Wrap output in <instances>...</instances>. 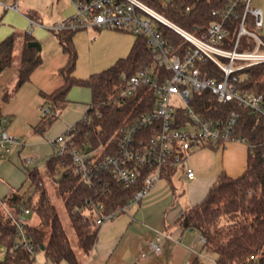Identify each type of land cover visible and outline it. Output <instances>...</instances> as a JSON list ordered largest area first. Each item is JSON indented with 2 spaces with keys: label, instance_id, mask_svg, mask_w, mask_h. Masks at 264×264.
<instances>
[{
  "label": "trees",
  "instance_id": "1",
  "mask_svg": "<svg viewBox=\"0 0 264 264\" xmlns=\"http://www.w3.org/2000/svg\"><path fill=\"white\" fill-rule=\"evenodd\" d=\"M144 1L178 25L201 34L212 21L222 20V14L215 16L213 11L226 9L232 0ZM187 5L191 7L189 11ZM236 11L224 21L229 30L228 47H232L236 39L244 12L243 2L238 3ZM246 18L247 26L254 29L253 15L248 12ZM79 29L82 28L53 30L68 55V61L60 69L63 83L52 92L40 91L45 100L43 107L48 109L46 112L42 109L41 118L33 130L44 133L58 119L71 101L69 92L74 86L90 89L91 100L84 115L63 132L74 146L62 154L56 150L46 161L47 173L57 182L59 196L81 249L89 253L100 228L94 204L104 203L106 213L122 212L142 183L125 187L110 174H103L90 185L75 170L73 151L98 149L103 157L118 150L119 128L152 109L156 98L148 87L124 97L121 88L132 74L154 63L155 53L148 44L147 35L136 34L128 55L119 57L110 67L89 77H78L74 74L78 56L74 36ZM160 29L167 42L180 52L189 44L172 28L161 24ZM32 41H37L35 36L24 31L11 34L0 43V76L13 67L15 49L20 46L17 86L29 81L31 73L42 63L41 50L30 45ZM198 65L209 76L223 77V71L211 61L199 59ZM238 75L241 90L264 93V63L249 66ZM8 97L5 92L3 100ZM192 105L206 117L226 118L237 112L236 133L248 144L249 152L245 170L237 176L222 171L205 197L182 213L178 224L200 232L205 239L204 248L215 255L216 264H264V117L236 100L219 102L210 89L195 95ZM174 172L169 170L166 179H171ZM27 176L28 190L12 187L11 192L0 200V243L5 247L0 264H34L40 251L54 262L66 260L70 264H82L40 169L36 166L28 169ZM3 203L12 210L13 217L5 211ZM26 209L37 213L39 225L28 221ZM17 221L23 225L26 242L32 249L23 240Z\"/></svg>",
  "mask_w": 264,
  "mask_h": 264
},
{
  "label": "built area",
  "instance_id": "2",
  "mask_svg": "<svg viewBox=\"0 0 264 264\" xmlns=\"http://www.w3.org/2000/svg\"><path fill=\"white\" fill-rule=\"evenodd\" d=\"M171 1V0H167ZM76 14L59 19L53 30L66 28H111L145 34L148 44L155 53L152 65L132 74L121 88V96H129L142 87H148L156 96L153 108L142 112L119 128L118 150L100 157L101 151H73L75 170L92 185L103 174H110L125 187L142 183L129 204L142 202L166 179V173L174 170L194 178L195 170L187 165L190 152L200 147H220L230 141H244L236 133L239 114L233 112L226 118L206 117L197 112L192 103L194 96L210 89L219 102L236 100L264 117V93L241 90L238 72L252 65L264 63L263 12L253 7L252 0H232L226 9L214 10L222 14V20L212 21L202 32L189 31L178 25L144 0H74ZM244 3V12L232 47L227 46L229 30L224 21L236 14V6ZM191 7L186 6L189 11ZM254 17V29L247 24V13ZM155 22V24H153ZM166 25L181 34L189 43L182 52L170 45L162 34L160 25ZM249 37L248 39H245ZM252 46V47H251ZM244 47V48H243ZM199 59L215 63L223 77L209 76L198 65ZM47 111V107H42ZM8 117L0 118V157H6L13 147L21 144L19 136L7 129ZM57 151L64 153L74 146L61 134L55 140ZM31 163V158H24ZM1 200V198H0ZM5 211H12L3 203ZM101 225L116 213H106L104 203L94 204ZM127 207L123 208V211ZM28 214L30 211L26 209ZM19 231L26 242L27 236L21 222ZM204 243V237H201ZM153 250L160 254L161 246L153 241ZM145 256V254H143Z\"/></svg>",
  "mask_w": 264,
  "mask_h": 264
},
{
  "label": "crops",
  "instance_id": "3",
  "mask_svg": "<svg viewBox=\"0 0 264 264\" xmlns=\"http://www.w3.org/2000/svg\"><path fill=\"white\" fill-rule=\"evenodd\" d=\"M251 4L263 12L260 32L264 35V0H252ZM76 12L74 0H0V43L18 31L30 32L40 43L43 58L31 73L30 80L21 86H17V79L7 88L8 73L0 76V114L8 117L7 129L21 140V144L15 145L10 154L0 157V170L14 150L18 155L22 154L27 145L26 138L32 139V132L35 133L33 127L39 122L45 103L40 91L52 92L63 83L60 69L67 63L68 55L53 33L52 26L59 19ZM93 28L101 30L100 27ZM80 88L74 86L70 90V102L87 98L89 104L90 89L86 87L89 90L86 95L83 94L85 90L81 92ZM5 92L9 95L7 100H3ZM81 118L69 120L68 127ZM248 152L249 146L245 141H230L224 146L191 151L187 165L195 170L196 175L189 178L181 171L186 189L179 191L181 188L173 183L172 178L177 172L171 179L161 180L142 202L128 205L124 211L100 225L97 241L89 253L74 248L81 263L204 264L201 258L205 248L200 232L182 227L178 219L185 210L205 197L222 171L232 176L241 174L247 165ZM14 186L0 181V198L9 194ZM153 241L161 246L160 254L151 247ZM34 264L70 263L66 260L54 262L45 256Z\"/></svg>",
  "mask_w": 264,
  "mask_h": 264
},
{
  "label": "rangeland",
  "instance_id": "4",
  "mask_svg": "<svg viewBox=\"0 0 264 264\" xmlns=\"http://www.w3.org/2000/svg\"><path fill=\"white\" fill-rule=\"evenodd\" d=\"M136 37L137 35L133 32L111 28H101L100 31L93 27L88 30L79 29L74 36V44L78 54L74 74L78 77L86 78L93 73L110 67L119 57L128 55ZM19 66L20 46L17 45L14 65L6 71L8 73L7 78L9 79L7 88L17 81ZM83 89L85 90L83 94L87 95L89 90L86 87H82L79 90L82 92ZM86 99L70 102L60 113L58 119L44 133L32 132L33 137L32 139L31 137L26 138L27 145L23 149L22 154L18 155L17 151L14 150L10 159H6V164L0 170V181H3L6 185L11 183L15 185L14 187H20L22 191H26L29 189L28 169L35 166L40 169L52 200L55 202L67 229L72 245L77 250H81L78 237L74 232L70 218L59 196L57 182L47 173L46 161L57 150L58 142L55 145L53 141L63 134L68 127V121L71 119L74 121L76 118L84 115L89 105ZM201 148H195L192 151ZM24 158H31L32 162L27 163L24 161ZM172 180L178 189L181 188L179 191L186 189L181 178V171L177 172ZM9 210L12 211L11 209ZM27 216L28 220L31 221L30 223L39 225L40 220L36 212L31 211ZM4 254L5 247L0 243V259L4 257ZM41 257H45L42 251L37 253L36 261ZM214 258L215 255L205 249L201 261L204 264H216Z\"/></svg>",
  "mask_w": 264,
  "mask_h": 264
},
{
  "label": "water",
  "instance_id": "5",
  "mask_svg": "<svg viewBox=\"0 0 264 264\" xmlns=\"http://www.w3.org/2000/svg\"><path fill=\"white\" fill-rule=\"evenodd\" d=\"M30 45H35V46H37L41 50V45H40V43L38 41H32V42H30ZM25 218L26 217L24 216V219Z\"/></svg>",
  "mask_w": 264,
  "mask_h": 264
}]
</instances>
